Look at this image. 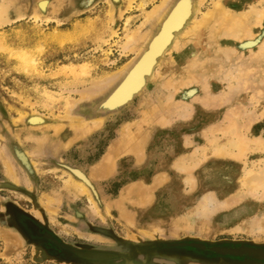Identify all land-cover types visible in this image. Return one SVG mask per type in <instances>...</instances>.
Returning <instances> with one entry per match:
<instances>
[{
	"label": "rangeland",
	"instance_id": "1",
	"mask_svg": "<svg viewBox=\"0 0 264 264\" xmlns=\"http://www.w3.org/2000/svg\"><path fill=\"white\" fill-rule=\"evenodd\" d=\"M11 1L10 12L22 10L24 17L0 27V264H212L219 259L264 264V260L253 256L222 257L208 249L217 245L264 249V228L252 233L249 227L254 217L264 227V199L254 194L231 200L243 189L239 180L244 170L254 165L264 167V58L253 59L264 41V22L255 41L240 42L225 36L211 40L206 31L179 50L171 48L155 68L158 75L153 73L155 76L141 94L121 112L104 118L88 115L85 108L121 79L123 70L136 56L120 49L124 31L139 28L147 32L150 27L146 13L161 0H134L124 10L122 0H99L83 12L75 11L72 0H48L46 14L38 21L31 13L37 10L39 0ZM201 1L191 19L200 18L217 2ZM248 2L225 3L237 11ZM114 30L116 34H111ZM147 38L139 41V48ZM226 46L233 50L225 60L222 50ZM202 47L210 51V60L204 61L199 71L200 79L205 77L207 84L195 77L197 82L193 79L177 90L170 86L166 77ZM247 49L251 50V58L246 56L250 53ZM241 62L247 67L241 69L253 75L248 77L250 83L243 82L247 75L243 77L245 72L237 68ZM235 74L243 77V85L235 82L240 87L248 86V91L235 88L238 84L231 78ZM203 85H207L205 92L201 90ZM226 85H234L236 92L230 95L228 92L234 89L229 91ZM206 92L220 96L223 103L205 104L201 96ZM167 93L179 100L172 105L174 112L169 121L149 124L144 119L145 108L169 99ZM230 106L235 110L249 108L253 113L254 121L247 130L246 123L241 122L245 113L239 114V127L244 128L238 131L256 141L246 142L240 157L233 152L214 156L213 143L229 145L232 140L228 131L222 130L227 129L225 123L229 124L223 115ZM33 114L39 115L42 122H29ZM136 133L140 139L133 143ZM14 144L27 156L32 174L15 157ZM132 145L136 150L130 149ZM112 146L117 147L108 174L95 173L96 163ZM179 159L196 163L192 164L190 184L185 180L187 173L175 167ZM8 164L14 165L18 181L13 180L14 174H7ZM77 176L89 180L92 187ZM70 177L85 183L88 193L69 185ZM129 188L137 192L125 194ZM208 194L215 198L216 207L205 199ZM224 200L227 205L222 204ZM199 207L210 209L209 216L196 215ZM46 233L51 238L45 237ZM192 239L204 243L207 249L188 246L186 243ZM88 252L107 253L109 258H89Z\"/></svg>",
	"mask_w": 264,
	"mask_h": 264
},
{
	"label": "bare ground",
	"instance_id": "2",
	"mask_svg": "<svg viewBox=\"0 0 264 264\" xmlns=\"http://www.w3.org/2000/svg\"><path fill=\"white\" fill-rule=\"evenodd\" d=\"M110 1V0H108ZM115 2H118L120 0H113ZM134 0H122L123 4H124V9L128 8L131 6L132 2ZM141 1V0H140ZM140 1H139V4H140ZM143 1V0H142ZM141 1V2H142ZM217 2L214 4V7H212V9H209L208 11H206L200 18H193L191 19V22L190 24L188 25H185L183 26V24L185 23V21L187 20V18L189 17L190 15V12H191V6H193V2L191 0H186L185 2H180V3H177V0L175 2H171L169 0H161L159 3H157L156 5H154V7L150 10H148V12L146 13V22H149V27L147 32L144 30H141L139 28H136V29H128L126 32L124 31V35H123V39L121 40V48L123 51L125 52H131V53H135L136 56L138 55H141L142 53V48L140 47L139 48V41L141 39H144L145 37H148L147 38V43L149 41L150 42V49L146 52V54H144V56L142 57V59H140L139 62H134L132 64V66L130 67V69L132 71L130 72H125V74L121 77V79L119 80V82L114 86V88L112 89V91L109 93L108 95V98L107 100H105L104 104H107V105H117V104H120V103H124L125 101H127L128 99H130L134 93L138 92L144 85H145V82H150L151 78L153 76H155V74H153V72H156L155 71V68L157 67L156 66V63H157V57L161 55V53H163L164 51V54L165 53H169L171 50V48L173 49H176V50H179L181 48H183L187 41H191L192 39H200L201 36L204 34V32L208 31V35L206 36H210L209 38L212 40V39H216V38H220L222 36H225L227 39H235V40H238L241 42V40H248V39H253L255 37H257L258 35V31L259 29L263 26V22H264V0H249L248 3H246V5H244L243 9H240V10H237V11H234L232 9H229L226 5L225 2H227V0L225 1H222L220 2V0H216ZM13 1L11 0H0V27L4 26L5 24H9V23H12L18 19H21L24 17V14H22V10H15L14 12H10V4L12 3ZM90 4V2H92V0H83L82 4H85L87 3ZM150 2V1H149ZM212 2V1H211ZM215 2V1H214ZM200 3H203L201 0H198L197 2V5L196 7H200ZM86 4V5H88ZM120 4V3H119ZM111 6L112 5V2H111ZM138 6V5H137ZM141 6V5H140ZM37 10H33V12L31 13V17L34 19V21H38V20H41L42 17L44 16V14H46V11L49 7V2L48 0H39L38 1V6H37ZM53 8V6H52ZM142 8V7H141ZM52 10V9H51ZM56 10V8H55ZM54 10V11H55ZM110 11L113 10L112 7H110L109 9ZM109 11V12H110ZM197 11V9H196ZM195 11V12H196ZM199 11V10H198ZM197 11V12H198ZM53 12V10L51 11ZM50 12V13H51ZM123 12V11H122ZM196 12V13H197ZM112 16V14L110 15ZM49 18L45 17V20H48ZM114 19L115 18H111V20L114 22ZM111 21V22H112ZM112 24V23H111ZM129 24V23H128ZM144 24V23H143ZM87 25V24H86ZM113 25V24H112ZM111 25V26H112ZM89 26V25H88ZM110 26V27H111ZM152 26V27H151ZM183 26V27H182ZM79 27V26H78ZM112 28V27H111ZM110 30V29H109ZM113 30V29H112ZM181 30L180 34L178 36H175L173 37V34L176 32V31H179ZM158 31V33L156 35H154L156 32ZM115 33V30L114 31H111V34H114ZM116 34V33H115ZM148 34V35H147ZM186 36H189V40L185 39L184 37ZM208 38V40H210ZM107 39V38H106ZM254 40V39H253ZM102 41V40H101ZM104 41V40H103ZM255 41V40H254ZM106 42V41H104ZM246 42V41H245ZM253 42V41H252ZM263 43L261 45H258V52L256 54L255 52V55H256V58L254 57L253 59H257L258 61L263 59L264 58V41H262ZM204 43V42H203ZM210 43V42H208ZM207 43V44H208ZM248 43V42H247ZM170 44V47L167 48L166 50V47ZM213 44V43H212ZM217 44V43H216ZM218 45V44H217ZM248 45V44H246ZM252 45V44H251ZM188 46V45H187ZM207 46V45H206ZM210 46V45H208ZM243 47V46H242ZM260 47V48H259ZM192 48V47H191ZM219 48V47H218ZM222 48V47H221ZM230 47L226 46V47H223V53H225V55L227 56L228 53H230L233 49H229ZM101 49V48H100ZM216 50H218L216 48ZM248 50V49H247ZM250 53H248L246 56H249V54H251V50H248ZM106 52V51H105ZM217 51H215L216 53ZM219 52H220V49H219ZM210 51L209 49H207L206 47H202L200 50L197 51V54L195 55L194 54V57L191 58L189 61L187 60V62H185L180 68H178L175 72H172L171 74H169L170 76H168V78L166 77V80L168 82V84L170 83V86H175L176 90L178 88V86L182 87V85H189V82H192L193 79L195 77H199V78H195L196 80H204L206 79L205 77H203L204 79H200V76L201 74L199 73V71L201 70L202 67H204V61H209L210 57H208ZM222 53V54H223ZM234 53V51L232 52ZM231 53V54H232ZM214 54V53H213ZM240 54V53H239ZM252 54H254L252 52ZM225 55L223 54V57H225ZM230 54H228L229 56ZM233 55V54H232ZM242 55V54H240ZM239 55V56H240ZM253 55V56H255ZM34 56V55H33ZM170 56V55H169ZM225 57V60L226 58ZM231 56V55H230ZM245 56V57H246ZM28 57V56H27ZM189 58V56H187ZM242 57V56H241ZM252 55H250L248 58H251ZM175 58V57H174ZM168 59H171L172 60V57L170 56ZM207 59V60H206ZM209 59V60H208ZM216 59V58H215ZM252 59V61H253ZM33 60V59H32ZM169 60V62L171 61ZM183 60V59H182ZM211 60H212V57H211ZM214 60V59H213ZM31 61V59H30ZM136 61V60H135ZM173 61V60H172ZM171 61V62H172ZM236 61V60H234ZM249 61V59L247 60V62ZM32 63L35 62V61H31ZM214 62V61H213ZM254 62V61H253ZM256 62V61H255ZM232 63V62H231ZM240 63V61H239ZM242 63V62H241ZM235 64V63H234ZM248 64V63H247ZM257 64V63H256ZM245 64L242 63L239 64L237 66L239 72L242 70V66L245 68L244 66ZM251 65V64H250ZM249 65V66H250ZM258 65V64H257ZM25 66V65H24ZM220 66V64H219ZM231 66V64H230ZM233 66V65H232ZM236 66V65H235ZM241 66V67H240ZM169 67H171L170 65H168L167 69H169ZM26 68V67H25ZM158 68V67H157ZM156 68V69H157ZM220 67H218L219 69ZM249 68V67H248ZM254 68V67H252ZM260 68V67H259ZM34 69V68H33ZM221 69L224 70V68L221 67ZM234 69V68H233ZM247 69V67L245 68ZM245 69L242 70L243 72H245ZM257 69V68H256ZM261 69V68H260ZM25 70V69H24ZM235 70H236V67H235ZM253 70V69H252ZM251 71V70H249ZM242 72V73H243ZM247 72V71H246ZM243 73L241 74L243 77H246ZM227 71L224 73L226 74ZM241 73V72H240ZM239 73V74H240ZM250 72H248L246 75H247V79L244 78V81L245 82L246 80L248 81V77H252L253 75L252 74H249ZM261 73H264V70L263 72ZM157 74V72H156ZM167 74V73H166ZM212 74V73H211ZM217 74V73H216ZM251 75V76H248ZM158 75V74H157ZM223 75V74H222ZM236 75V74H235ZM234 75V77H231L234 82L235 80H238L239 83L241 85L242 84V81L241 79L243 80V77L242 76H239V75H236V76H239V78L237 79L236 76ZM256 75V74H255ZM114 76V75H113ZM146 76H150V77H146ZM212 76V75H211ZM210 76V77H211ZM225 76V75H224ZM233 76V75H232ZM160 77H161V74H160ZM213 77V76H212ZM146 78L148 81H146ZM224 78V77H223ZM230 78V79H231ZM236 78V79H235ZM241 78V79H240ZM253 78V77H252ZM169 79V80H168ZM194 79L195 82H197L196 80ZM240 79V80H239ZM260 79V78H259ZM263 79V78H262ZM198 80V81H199ZM251 80V79H249ZM261 80V79H260ZM206 81V80H205ZM241 81V82H240ZM246 81V82H247ZM264 81V79L262 80ZM166 82V81H165ZM164 82V84H165ZM228 82L229 81V78H228ZM245 82V83H246ZM249 82V81H248ZM254 82V81H251V83ZM200 83V82H198ZM204 85L207 84L203 81ZM237 83V82H235ZM234 83V84H235ZM239 83H237L238 85L235 84V88L239 86ZM250 83V82H249ZM256 82H254L255 84ZM163 84V85H164ZM195 84V83H194ZM232 84V83H231ZM248 84V83H247ZM263 84V83H262ZM162 85V84H161ZM203 85V88L201 90H204L203 92H205L206 88H207V85L204 87ZM246 85V84H245ZM251 85V84H249ZM253 85V84H252ZM256 85V84H255ZM164 86L168 87L167 84H165ZM202 86V85H200ZM227 86V89L230 85H226ZM234 87V85H232ZM232 86H230V89L229 91H232V89L235 90V88H233ZM162 87V86H161ZM242 87V88H241ZM239 86V88L243 89V91L248 87H245V86ZM245 87V88H244ZM250 87V86H249ZM252 87V86H251ZM163 88V87H162ZM259 88V87H258ZM239 89V90H241ZM166 90V89H164ZM179 90V89H178ZM232 91L231 93L228 92L230 95L235 91ZM238 90V91H239ZM248 91V88L246 89ZM250 90V88H249ZM253 89L251 88L250 91H252ZM257 90V89H256ZM261 90V89H260ZM195 91V90H194ZM238 91H237V94H238ZM259 91V90H258ZM262 91V90H261ZM169 92V91H168ZM188 92V91H187ZM225 92V91H224ZM223 92V93H224ZM190 94L192 93L191 91L189 92ZM228 93H225V95H227ZM258 93V92H256ZM168 94V93H167ZM175 94V93H174ZM219 94V93H218ZM228 94V95H229ZM254 94V93H253ZM252 94V95H253ZM169 95V94H168ZM167 95V96H168ZM188 95V93H187ZM234 95V94H233ZM259 95L261 96L262 94H258V97ZM169 99H164V100H159V102L156 104V106H151L149 108H145V111H144V119L150 124V123H153V122H158V123H161L162 122V125L164 123V120L169 121L170 117H171V113L174 112V109H173V103L175 104L179 102V100L177 99H173L171 97V93L169 95ZM196 96V95H195ZM194 96V97H195ZM218 95L216 94H211L210 92H206L204 96H201L203 97L204 99V103L205 104H209V103H213L212 105H216L217 103L221 102L223 103L222 101V98L220 99L219 97H217ZM222 96V95H221ZM257 96V95H256ZM264 96V95H263ZM197 97V96H196ZM234 97V96H233ZM175 98V97H174ZM193 98V97H192ZM223 98L226 99L227 101L229 99H227V97L225 98L224 97V94H223ZM255 98V97H254ZM258 99V98H256ZM260 99V98H259ZM258 99V100H259ZM103 100V101H104ZM200 100V99H199ZM220 100V101H219ZM231 100V99H230ZM255 100V99H254ZM172 101V102H171ZM203 101V100H201ZM225 101V100H224ZM181 102V101H180ZM200 102V101H198ZM216 103V104H215ZM226 103V102H225ZM224 103V104H225ZM29 104V103H28ZM185 104V103H184ZM209 104V105H211ZM220 104V103H219ZM217 104V106L219 105ZM253 104V103H252ZM252 104H249L252 105ZM181 105V104H180ZM186 105V104H185ZM203 105V104H202ZM211 105V106H212ZM257 105V104H256ZM176 105H174L175 107ZM187 106V105H186ZM204 106V105H203ZM222 106V105H221ZM241 107V105L238 104V107ZM246 105H243V107L245 108ZM30 107V106H29ZM192 107V106H191ZM235 106H230L228 107L227 111H225L226 113H224L223 115V118L226 117L227 118V123H225L224 125L226 126L227 129H221L222 130H227L228 133L227 135L231 137V143L229 145H223L221 143H218V142H215L213 143V150H212V155L214 156H225V155H229V153L231 154L232 152L235 154L236 157H240V154L241 152L243 153L244 150H246V142H255L256 139H251L249 137H245V133H241L240 131H238L239 129H243L245 127V130L248 129L250 123H252L254 120V115L253 113H250L249 112V108L245 109L244 108L242 110H240L239 108H237L236 106V110L234 108ZM183 108V107H182ZM186 108V107H185ZM178 109V108H177ZM34 110V109H33ZM246 110L249 112V114L246 112ZM264 110V109H262ZM185 111V110H184ZM263 112V111H262ZM261 112V113H262ZM181 113V112H180ZM191 113V112H190ZM243 113H245V116H244V120L242 118L241 122L244 121V123H246L244 125L243 128H240V123L239 122V118L238 116L240 117L239 114H241L243 116ZM261 113H258V114H261ZM264 113V112H263ZM185 114V113H184ZM247 114V115H246ZM176 116V115H175ZM262 116V115H261ZM260 116V117H261ZM178 117H179V114H178ZM186 117V116H183V118ZM226 120V119H224ZM29 122L31 123H39V122H42V118L37 115V114H33L31 117H30V120ZM225 122V121H224ZM228 126H227V125ZM243 124V123H242ZM56 126V125H55ZM60 125H58V127L56 128H59ZM240 126V127H239ZM215 127V125H214ZM239 127V128H238ZM54 128V127H53ZM225 128V127H224ZM54 130V129H53ZM57 130V129H56ZM226 131V132H227ZM208 133V132H207ZM210 133V132H209ZM47 136V134H45ZM32 137V136H31ZM44 137V136H43ZM38 138V137H37ZM40 138V136H39ZM33 139V138H32ZM35 139V138H34ZM42 139V138H40ZM44 139V138H43ZM140 139L139 138V134L136 133V135H134V137H132V141L134 143V141ZM188 139V138H187ZM229 140V141H230ZM37 141V140H35ZM42 141V140H41ZM68 141V140H67ZM43 142V141H42ZM258 142V141H257ZM264 142V140L262 141ZM67 144V142H65ZM140 143V142H139ZM260 143V142H258ZM37 145H38V141H37ZM39 146V145H38ZM117 147V146H116ZM116 147L115 146H112L104 155L103 157L100 159V161H98L95 166V173L97 172L99 175H107L108 172H109V163L112 159L113 156H115L114 154L116 153ZM130 149H132L133 151L136 150L135 146L132 145V146H129ZM197 147V146H196ZM139 148V147H138ZM197 149H202V148H198ZM196 149V150H197ZM236 150L235 152L233 151ZM37 150V149H36ZM42 150V149H41ZM138 152V150H137ZM42 153V152H41ZM134 153V152H133ZM232 153V154H233ZM139 152L137 153V156H138ZM195 154V153H194ZM201 155V154H199ZM234 156V157H235ZM140 157V156H138ZM184 158V157H183ZM189 161L192 159V158H188ZM184 159H179L176 163H175V167L180 170L181 172H186L187 173V177H186V183L187 184H190L191 183V178H190V174H191V171H192V168H193V165L194 164L193 162H191L192 164L190 163H186L188 162L187 160L186 161H183ZM198 160V159H197ZM240 160V159H239ZM258 160V159H257ZM252 165V163H250ZM254 164V163H253ZM196 166V163L194 164ZM249 165V166H251ZM263 165V164H262ZM14 165L12 164H8L6 165V171H7V174L9 176H13V170ZM253 166V165H252ZM255 166V165H254ZM253 168H247L244 170L243 172V175L240 177V184L242 186L243 189H241L240 192H238L236 195L233 196V199L231 200H240L242 198H244L245 196L247 195H258L260 197V199H264V167H254ZM259 166V165H258ZM245 168V167H244ZM75 174L82 176L81 172L79 171H74ZM160 175V174H159ZM160 177V176H159ZM158 177V178H159ZM11 178V177H10ZM13 180H17L18 175L17 173L14 174L13 176ZM23 178V177H22ZM68 178V177H67ZM12 179V178H11ZM66 179V178H65ZM163 179V178H162ZM25 180V179H24ZM159 180V179H158ZM18 181V180H17ZM26 182H27V179H26ZM68 184L69 185H72L75 189L79 190L80 193H84V194H87L88 193V189L86 188V184L84 185L83 183H81L80 181H76V180H72V178L70 177L68 180H67ZM160 183V182H159ZM63 188V187H62ZM130 192V196L133 195L134 193L137 192L134 191L133 189L131 190L130 188L128 190H126V193L125 194H128ZM211 192V191H210ZM68 193V192H67ZM139 193V192H138ZM127 196V195H126ZM205 199L210 203L212 204V206L214 205V199L212 197V195L208 194L205 196ZM227 202L230 201L229 197L226 199ZM226 200H224V202H222V204H226L227 202H225ZM122 202V201H121ZM235 202V201H234ZM49 203V202H48ZM216 204V203H215ZM231 204V203H230ZM200 205H202V201H200ZM219 205V204H217ZM227 205V204H226ZM93 206H95L93 204ZM214 207H216V205H214ZM213 207V208H214ZM209 212H210V209L209 211L208 210H205L204 208L202 207H199L198 210L196 211V215H199V216H202V217H208L209 216ZM122 213V212H121ZM124 213V212H123ZM122 213V214H123ZM121 216V215H120ZM264 216V215H263ZM254 217V215H253ZM252 217V218H253ZM260 217V216H259ZM262 217V215H261ZM251 218V219H252ZM207 222H205L206 224ZM236 227V226H235ZM239 227V226H238ZM249 227H250V232L252 231H256V230H260V232H262L263 230V225L260 223V220L256 217H254L251 222L249 223ZM237 228V227H236ZM262 229V230H261ZM238 230V229H237ZM264 231V230H263ZM249 232V231H248ZM249 232V233H250ZM259 232V231H258ZM257 233V232H256ZM255 234V233H254Z\"/></svg>",
	"mask_w": 264,
	"mask_h": 264
},
{
	"label": "water",
	"instance_id": "3",
	"mask_svg": "<svg viewBox=\"0 0 264 264\" xmlns=\"http://www.w3.org/2000/svg\"><path fill=\"white\" fill-rule=\"evenodd\" d=\"M98 1L99 0H92V2H90V4H88V2L85 3V4H82L83 0H72L76 12H83V11H85L87 9H90L96 3H98ZM182 1H184V0H177V3H180ZM191 1L193 2V6H191L192 10L190 12L189 17L187 18V20L183 24V26L187 25V23L191 20V18L193 17V15L195 13V10H196L197 0H191ZM86 4H88V5H86ZM180 32H181V30L176 31L173 34V37L177 36ZM157 33H158V31L154 35H156ZM150 42L151 41H149L148 43L146 42L145 45L142 47L143 51H142L141 55L135 56L130 61V64L128 65V67L123 70L121 77L125 74V72L127 73V72L132 71L130 69V67L132 66V64L134 62H139L140 59H142L144 54H146V52L150 49ZM169 47H170V44L166 47V50ZM164 52L161 53V55L157 57L156 66L162 60ZM146 77L148 78L150 76H146ZM147 78H146V81L149 80V79L147 80ZM119 80H120V78L112 85L111 88H109L96 101H94L93 103H91L88 106H86L85 111H86V113L88 115L94 116V117H104L105 118V117H108L110 114L121 112V110H123V108H125L128 105H130L134 101V99L137 98L141 94V92L145 89V87L149 83V81L145 82V85L138 92L134 93L133 96L130 99H128L127 101H125L124 103H120V104L113 105V106L104 104L105 100H107V98H108L109 93L112 91L114 86L119 82ZM12 148H13V152H14L15 157L19 160V162L23 165V167L28 171V173L32 174L33 169H32V167H31V165H30V163H29V161L27 159V156L24 154V152L16 144H14ZM69 170L73 173L72 168H69ZM77 177H79V176H77ZM80 179L83 180L89 187H92V185L89 182V180H85V178H80ZM5 186L15 189L14 186H10V185H7V184H5ZM44 236L47 237V238H51V236L49 234H47V233L44 234ZM180 244H185V243H180ZM186 244L188 246H190V247L199 248L201 250L207 249V247L205 246L204 243L197 242V241H195L193 239L189 243H186ZM208 249L211 252H213L215 254H218V255H220L222 257L223 256H233V257H238L239 258V257H243V256H253V257H255V258L259 259V260H264V249H261V248L256 249V248L246 247V246H225V245L218 246L217 245V246H211ZM86 256L89 257V258L97 259V260H105V259L109 258V254L101 253V252H88V253H86ZM202 263L203 264H209L210 262L209 261H204ZM212 264H246V263L240 262V261L229 262V261H226V260H223V259H219L217 261H213Z\"/></svg>",
	"mask_w": 264,
	"mask_h": 264
}]
</instances>
